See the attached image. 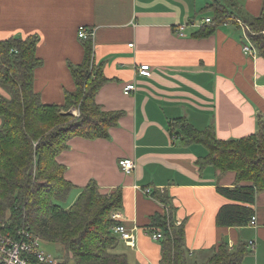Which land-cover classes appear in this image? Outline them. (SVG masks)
I'll return each mask as SVG.
<instances>
[{
    "label": "crops",
    "instance_id": "1",
    "mask_svg": "<svg viewBox=\"0 0 264 264\" xmlns=\"http://www.w3.org/2000/svg\"><path fill=\"white\" fill-rule=\"evenodd\" d=\"M212 3L225 5L230 20L210 36H194L212 24L205 22L213 18ZM262 9L263 0H0V41L17 34L40 36L37 55L43 65L35 70L34 88L45 104H64L66 91L76 89L69 63L83 60L79 28L94 30L95 61L104 64L109 79L96 100L123 115L109 138L76 136L57 158L77 186L75 199L91 180L103 193L122 190L120 220L136 246L118 235V249L132 262L160 263L162 246L150 232L152 216L169 213L154 196L162 193L175 223L186 221L191 261H205L225 239L231 248L254 241L243 264H264V192L253 205L255 225H218L221 207L233 203L219 187H234L235 173L201 168L197 160L207 149L184 145L169 124L185 116L199 130L212 125L220 139L257 131V117L264 116V57L244 52V20ZM142 64H150L151 76L138 74ZM132 82L136 89L125 94L124 86ZM0 93L8 96L1 86ZM121 159L135 162L130 173L120 168Z\"/></svg>",
    "mask_w": 264,
    "mask_h": 264
},
{
    "label": "trees",
    "instance_id": "2",
    "mask_svg": "<svg viewBox=\"0 0 264 264\" xmlns=\"http://www.w3.org/2000/svg\"><path fill=\"white\" fill-rule=\"evenodd\" d=\"M212 24L201 28L196 37H207L230 20L232 12L223 4L212 3ZM248 35L264 57V0L258 17L245 19ZM38 34L13 35L0 41V226L16 235L26 229L41 239L62 244L61 264H138L119 251L120 237L114 228L122 224L113 217L124 206L123 192L117 188L103 193L91 180L81 188L69 207L66 200L77 186L65 177L66 166L58 161L69 141L109 138L117 126L121 110H106L96 100L109 81L104 64L96 63L93 39L82 38L83 60L69 63L76 89L66 91L64 104H45L35 91V70L43 65L37 55ZM79 110V116L70 112ZM171 134L184 145L202 144L207 154L197 160L204 168L213 166L235 173L234 187H219L233 203L221 207L220 226L243 227L255 214L257 194L264 192V116L257 117V131L241 138L220 139L211 125L204 130L193 126L185 116L170 120ZM169 207L168 214L152 216L151 229L161 231L162 257L159 264H243L251 252L247 242L231 248L222 239L214 253L203 262L191 261L186 243V221L177 225L167 196L154 193Z\"/></svg>",
    "mask_w": 264,
    "mask_h": 264
},
{
    "label": "built area",
    "instance_id": "3",
    "mask_svg": "<svg viewBox=\"0 0 264 264\" xmlns=\"http://www.w3.org/2000/svg\"><path fill=\"white\" fill-rule=\"evenodd\" d=\"M206 23H211L212 18H205ZM185 24L178 27V33L184 35ZM245 30L249 31V26L245 25ZM79 37L86 39L91 37L93 39L94 30L85 26L79 28ZM247 43L244 45V52L249 55H255L258 51L256 45L253 43L251 37L246 32ZM129 46H133L130 44ZM137 72L141 76H151L152 69L150 64H142L137 69ZM136 83H128L124 86L123 91L125 94H131L136 89ZM77 110V109H76ZM75 115V110L70 111ZM79 112V110H78ZM80 114V113H79ZM120 168L126 172L130 173L134 167L135 162L132 159H121L119 161ZM162 189V188H160ZM147 193L151 192L150 188L145 190ZM120 212H115L113 217L120 219ZM257 223V216L254 214L251 218L250 224L255 225ZM116 234L121 238L127 239L130 242L131 246H136V241L134 236L127 231L124 225L119 224L114 228ZM151 237L154 240H160L163 237L161 231H152L150 232ZM42 239L29 232L26 229H21L16 235L6 233L3 230V227L0 226V264H60V262L53 258V256L41 248ZM250 248H254L255 242L250 241ZM231 247V246H230Z\"/></svg>",
    "mask_w": 264,
    "mask_h": 264
},
{
    "label": "rangeland",
    "instance_id": "4",
    "mask_svg": "<svg viewBox=\"0 0 264 264\" xmlns=\"http://www.w3.org/2000/svg\"><path fill=\"white\" fill-rule=\"evenodd\" d=\"M73 110H75V115L76 116H79V112L78 110H76L75 108L71 109L70 111L73 112ZM75 191L71 192V194L69 195V197L64 200V201H61L60 203L64 206V207H69L72 202H73V199H75L74 195H75ZM41 248L46 251L47 253L51 254L53 256V258L57 259L60 264L63 262V258H64V248L62 246V244H59V243H52V242H48V241H45L42 239L41 241ZM193 260H195V258H193ZM67 264H76L74 260H69L67 262Z\"/></svg>",
    "mask_w": 264,
    "mask_h": 264
}]
</instances>
